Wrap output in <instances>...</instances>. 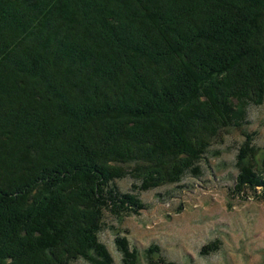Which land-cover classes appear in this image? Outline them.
Segmentation results:
<instances>
[{
  "label": "trees",
  "instance_id": "trees-1",
  "mask_svg": "<svg viewBox=\"0 0 264 264\" xmlns=\"http://www.w3.org/2000/svg\"><path fill=\"white\" fill-rule=\"evenodd\" d=\"M263 103L264 0H0V264H115L106 214L145 208L117 181L200 178ZM242 136L236 181L264 188ZM122 233L120 262L139 264Z\"/></svg>",
  "mask_w": 264,
  "mask_h": 264
},
{
  "label": "rangeland",
  "instance_id": "rangeland-1",
  "mask_svg": "<svg viewBox=\"0 0 264 264\" xmlns=\"http://www.w3.org/2000/svg\"><path fill=\"white\" fill-rule=\"evenodd\" d=\"M248 120L243 132L229 129L212 144L200 178L189 175L179 184L137 194L130 191L133 180L117 181L121 192L136 195L145 208L121 222L106 214L109 228L100 239L115 264H122L114 244L121 231L140 252L139 264H148L143 250L150 245L175 264H264V188L241 186L235 164L243 133L251 135L256 162L264 163V103L249 109ZM213 242L218 250L201 255L203 246Z\"/></svg>",
  "mask_w": 264,
  "mask_h": 264
}]
</instances>
